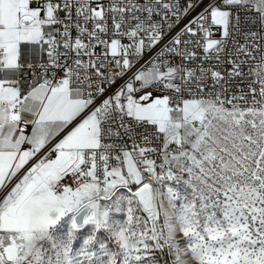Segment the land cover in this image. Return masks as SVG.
Here are the masks:
<instances>
[{
    "label": "snow or ice",
    "instance_id": "snow-or-ice-1",
    "mask_svg": "<svg viewBox=\"0 0 264 264\" xmlns=\"http://www.w3.org/2000/svg\"><path fill=\"white\" fill-rule=\"evenodd\" d=\"M236 6L254 7L264 28V0H221L220 6L210 4L155 58L157 63L134 74L57 143L54 160L45 157L23 175L0 202V264H103L109 251L93 252L85 247L78 258L70 255L74 239L71 229L77 227L74 218L65 242L55 240L49 230L74 209L79 214L83 201L96 208L97 201L112 200L117 186L130 184L140 186L133 196L147 216L140 238L124 251L129 257L134 252L135 260L145 264L142 254H138V244L158 250L168 245L172 250L169 240L179 220L189 229L183 233L187 248L193 254L205 255V264H264V44L257 43L264 41V36L249 31L243 34V44L233 41L235 51L227 54L230 58L226 61L231 71L222 73L211 64L203 66L212 60L216 65L225 62L229 39L241 30V16L232 11ZM61 11L64 19L58 16ZM161 13L164 19L169 14L178 16V5L172 0H110L107 5L97 0L95 6L93 0H0V190L54 135L93 104L95 97L105 91L102 83L111 84L132 66L129 57L138 58L159 42L161 25L151 21L154 14ZM209 17L211 25H207ZM54 25L62 28H53ZM212 26L222 30L220 39L212 38ZM198 32L201 39H182L185 35L196 37ZM123 39L128 43H122ZM189 44L202 48L204 53L196 67L187 66L198 59V54L187 47ZM167 53L180 57L181 64L170 66L161 59ZM254 54H259V64L254 73L250 69V75L255 77L248 85L251 106L241 107L236 101L246 104L245 96L233 94L229 98L224 83L242 77L243 66L248 63L242 57L256 59ZM113 62L119 72L106 73ZM25 65L33 70L31 83L5 78L6 71L19 76ZM58 71L63 74L59 80ZM208 81L214 87L206 96H185L204 93ZM23 84H28L27 89ZM140 92L143 94L136 98ZM26 113H31L30 121L23 119ZM114 115L129 139L133 132L129 124L123 123L126 117L138 126H156L157 133L164 134L159 164L146 156V152L156 149L140 147L133 140V151L122 148V157L114 156L116 166H110L105 153L118 146L102 143V137L120 136L110 125ZM29 123L33 125L32 133L25 135L20 125ZM105 124L109 126L104 128ZM142 139L150 143L149 136ZM173 142L181 146L178 155L168 151ZM24 144L31 148L22 150ZM187 144H191V152L183 150ZM100 149L105 151L98 152ZM221 152L227 155V161ZM133 153L148 174V182H144L146 177L138 169ZM121 163L126 166V174L121 171ZM101 165L102 181L97 175ZM157 168L161 174H157ZM69 173L90 179L75 190L63 187L58 191L59 182ZM184 173L188 175L185 183L193 189V201L183 204L174 217L164 214L165 236L156 229V202L161 192L154 189L153 182L162 184ZM221 193L223 200L219 199ZM168 194L170 202L177 199L171 188ZM197 196L199 210L194 202ZM214 208L220 211V218L211 210ZM127 212L130 230L135 209L129 207ZM84 222L89 223V218ZM135 223L139 227L141 217H136ZM96 227L99 230V221ZM136 235L132 231V236ZM45 242H50L49 248L44 247ZM100 247L106 249L103 244ZM53 251L54 257L50 255Z\"/></svg>",
    "mask_w": 264,
    "mask_h": 264
},
{
    "label": "built area",
    "instance_id": "built-area-1",
    "mask_svg": "<svg viewBox=\"0 0 264 264\" xmlns=\"http://www.w3.org/2000/svg\"><path fill=\"white\" fill-rule=\"evenodd\" d=\"M97 0H93V6H95V3ZM100 3L107 5L109 4L110 0H99ZM139 3H143L144 0H138ZM173 3L178 5L179 8V15L178 16H172L169 14L167 19L163 18V13L160 15H153L151 22H156L161 25V39L159 42L150 49H145L143 54L136 58V57H129L133 63L132 66L125 71V73L122 76H117L114 81L111 84L102 83L100 86L105 89V91L96 96L93 104L89 105L87 110L85 111V114L82 116L81 119L86 118L91 111H93L96 107H99L104 99L109 98L113 94H115L124 84L126 81L130 80L134 74H136L138 71L141 70H147L152 67L154 63H157L158 61L155 59L161 52H163L166 48V46H170V42L173 40L174 37L177 36L178 33L181 32L182 29L185 28L186 25H189L193 20H196L202 13L205 12V9L212 3H216L217 6H220L221 0H172ZM191 4V7L189 5ZM32 7H35L36 4L33 3L31 5ZM185 9L187 11L185 12ZM233 13H239L241 16V30L239 33H233L232 37L229 39L228 45L225 49V62L221 65H216V61L212 60L207 63H204V67H208L209 64L215 66L217 70H220L222 73L231 71V65L228 64L226 61L230 57L227 55L230 52H234L235 49L233 47V41L238 42L239 44H243L245 42L244 40V33L245 32H257L260 35L264 36V28L261 27L260 20H259V13L256 12L254 7H246V8H240L239 6H236L232 9ZM58 16L60 19H64L65 13L59 12ZM73 18L75 19V14L73 13ZM109 25H111V18L109 14ZM207 25H211L210 17L207 21ZM53 28L60 27L61 25H54ZM193 29H196V25H192ZM89 28H91V24H89ZM45 30H47V26L45 27ZM213 30V37L215 39L221 38V29L217 28L216 26H212ZM72 36H76V31L73 29ZM107 38V37H105ZM202 34L197 33L196 37H191L190 35H185L182 37V39H201ZM122 43L127 44L128 40L123 39ZM257 43L264 44V41H257ZM182 48L183 45H180ZM190 50L195 51L198 54V59L195 62H190L187 64L188 67H196L197 65L201 64V61L203 60L204 53L202 48H197L194 44H189L187 46ZM99 51V49H97ZM257 58L256 59H250L247 57H242V59L248 60V63H246L243 66V72L244 75L240 78H234L227 83H224V89L226 91L227 96L230 98L233 94L239 96L243 94L246 98L247 103L237 100L236 103L240 105L241 107L251 106V98L252 93L249 91L248 85L253 82L255 79L254 75H250V69L251 72H255L257 70V65L259 64L258 55L254 54ZM87 59V57H85ZM111 59V57H109ZM161 59L166 60L170 66H176L181 64V58L178 56H174L170 53L165 54V56L161 57ZM105 72H119V69L116 67L115 63H110L108 67L105 69ZM32 74L33 70L28 69L25 65L19 73V76H15L13 73L5 72L4 76L8 79H19L21 81H28V83L32 82ZM63 78V74L61 72H57L56 79L59 80ZM137 82V86H138ZM23 88L27 89L28 84H23ZM213 84L211 81H208V88L205 89L204 93H193L191 96H189L187 93L185 96L187 98H195L197 96H206L207 92L212 90ZM144 91H152V89H146ZM216 91H220L219 86H216ZM143 92L136 93L135 96L138 98L140 95H142ZM154 95H163V93L154 92ZM228 107H231V105H228ZM118 115V114H117ZM123 123L129 124L132 128L133 132V138L129 139L127 135L124 134V130L119 127L120 122L117 119V116L114 115L113 121L110 122L111 127L114 131H119L120 136H112V137H102V143L104 144H115L118 147H115L113 149L107 150L105 154L109 156V164L110 166H116V160L113 158L116 155H120L122 157L121 149L124 150L133 151L134 145L133 140H135L136 144L140 147L145 148H154L156 149L155 152H146V156L150 159H154L157 161V164H159L162 160L161 153L164 151L163 144H164V134L157 133L156 126L153 125H136L134 121H132L129 118H125ZM109 124L103 125L104 128H107ZM199 126V125H197ZM20 127L24 129L25 135H29L33 125L31 123L29 124H21ZM149 136L150 143L143 142V136ZM57 144V140L53 142L47 149L46 153H39L33 156L32 160L20 171L17 173V175L12 178L11 182L7 185L5 188V191L0 195V202H2L3 198L7 195L8 192L11 191V189L15 186L17 182L23 177L24 174L30 170L31 167L35 166L37 163L40 162L41 159H44L45 157L51 156L55 151L53 149L55 148V145ZM31 146L24 144V150L30 149ZM180 146H170L168 148V151L176 155L178 154V150L180 149ZM98 152L105 151L104 149L97 150ZM134 161L137 162V167L139 170H141L142 175L146 177L144 182H148L147 176L148 174L143 171V165L139 164V157L136 153H133ZM99 162V157H97ZM123 164L121 163L120 167H122ZM87 166H82V168H86ZM157 174H161V170L157 168ZM98 177L101 178L102 181V165L101 169L97 172ZM85 179L90 178H80L78 174L73 175L69 173L67 176L63 177L62 180L59 182V189L58 191H61L63 187H71L73 190L80 184L83 183ZM154 185H158L159 183L153 182Z\"/></svg>",
    "mask_w": 264,
    "mask_h": 264
},
{
    "label": "rangeland",
    "instance_id": "rangeland-1",
    "mask_svg": "<svg viewBox=\"0 0 264 264\" xmlns=\"http://www.w3.org/2000/svg\"><path fill=\"white\" fill-rule=\"evenodd\" d=\"M249 131H251V129H249ZM217 135H221V134L217 133ZM209 145L212 146L211 142H209ZM170 146H180V145H176L173 142L172 144L169 145V147ZM183 150L191 152L192 151L191 144L184 145ZM221 155H224L225 161L228 160V157L225 153L221 152ZM197 158L198 159L200 158L199 155H197ZM215 163L218 164L219 161H216ZM121 171L122 173L126 174L127 171L126 166L123 165L121 167ZM187 179H188V175L187 173H184V174H178V179L165 180L162 184L159 183L157 186L153 184L154 189L159 188L161 192V195L156 202V211H157L156 229L158 232H162L165 236L167 235V229L164 227V219H165L164 214L167 213V216L169 218L174 217L177 214L179 208L183 204L189 201H193V189L191 186L185 183ZM209 183H211V179L209 180ZM139 187L140 186H137L135 184H130L127 187L117 186V188L114 190L112 200L101 199L98 201L103 206L112 205V211H110L109 216L114 226L123 225L125 222L124 226L129 227L127 225V220H126L128 215L127 209L129 207L135 209L133 223L130 226V230H129V236L134 241L138 240L140 238L141 233L144 231V227H145L144 219H146L147 216V214L143 212L142 207L138 205L137 199L134 198L133 196V193L137 191ZM5 188L0 190V195L5 191ZM169 188H171L177 196V199L173 202H170L169 200V194H168ZM212 199H216V197H212ZM219 199L220 200L224 199L223 193L220 194ZM129 200L132 201L131 205L129 204ZM194 202L196 205V210H199L200 201L198 196L195 198ZM211 210L216 212L218 218L221 217V213L218 209L214 208ZM75 216H76L75 213H69L65 217L61 218L58 224L54 226V228L49 230L50 235H52L53 238L57 241L65 242L67 240L68 233L71 229V223L73 221V218L75 219ZM136 217H141V223L139 227H137L135 223ZM94 227H95L94 225L85 222H83V224L78 227V229L75 231V235H73L74 239L72 240V245H71L72 248V251L70 253L71 256L78 258V253L81 251V249H84L85 240L89 235L93 233ZM148 227L149 229L151 228L150 221L148 222ZM132 231H135L137 235L132 236ZM95 233H96L95 243L93 244L92 248L89 250L93 252H101L105 250L106 251L118 250L115 248L114 242L110 240V238L108 237V235L105 233L104 230L96 229ZM148 235H151L150 231ZM146 242L149 243V245L154 244V242L150 240H146ZM163 243L164 242L161 241V244ZM187 243L188 241L185 240L184 238H179L178 244L180 246H186ZM102 244L106 246V249H101L100 246ZM44 247L49 248L50 242H45ZM137 247L141 249V252L138 254H142L143 261L145 262V264H147L148 261H154V264H172V260H173L172 250H170L168 245H164L162 250L155 249L154 247H151L150 249H144L142 244H138ZM50 255L54 257V251L50 253ZM85 264H87L86 261ZM117 264H134V262L132 261L131 257H129L123 250H119Z\"/></svg>",
    "mask_w": 264,
    "mask_h": 264
},
{
    "label": "clouds",
    "instance_id": "clouds-1",
    "mask_svg": "<svg viewBox=\"0 0 264 264\" xmlns=\"http://www.w3.org/2000/svg\"><path fill=\"white\" fill-rule=\"evenodd\" d=\"M82 203L84 206L79 208V213L82 210L87 209L88 214L85 218H89V223L95 226L93 233L86 238L84 248L87 247L88 249H91L93 244L95 243V230L97 229V221H99V230H104L110 240L114 242L115 248L118 249L109 251L105 255L103 264H117L119 250L128 251L135 243V241L129 236L128 227L124 226L125 222L123 225H113V222L111 221L109 216L110 211H112L111 206H103L97 201L98 206L96 208H90L87 206V200L83 201ZM105 211L108 212L107 216H104ZM71 213L77 214L75 209ZM78 227L79 226L77 225L75 229H71L73 235H75V231L78 229ZM174 229L175 230L172 238L169 240V244L173 245L172 264H205L207 260V257L205 255L199 253L193 254L192 251L186 246H180L178 244L179 238H183V233L189 230L187 226L183 225L178 220L174 225ZM131 259L134 264H140L139 261L135 260L134 252L131 254Z\"/></svg>",
    "mask_w": 264,
    "mask_h": 264
},
{
    "label": "crops",
    "instance_id": "crops-1",
    "mask_svg": "<svg viewBox=\"0 0 264 264\" xmlns=\"http://www.w3.org/2000/svg\"><path fill=\"white\" fill-rule=\"evenodd\" d=\"M29 103H31V102H29ZM87 110V108L79 115V116H77L70 124H68V126L67 127H65L62 131H60V132H58L56 135H54L53 136V138L44 146V148H42L41 149V151L39 152V153H43V154H45L46 153V149L53 143V142H55L56 140H57V143H59L65 136H67L72 130H74L80 123H82L83 122V120L81 119L82 118V116L85 114V111ZM23 119H26V120H31L32 119V115H31V113H26V114H24V116H23ZM33 128V127H32ZM31 133H32V130H31V132H30V134L29 135H31ZM16 135H19V130H17V133H16ZM31 146V145H30ZM21 149L22 150H24V145H21ZM39 153H37V154H39ZM56 155H57V153L55 152V153H53L51 156H49V157H47V159H49V160H54L55 158H56ZM33 158V157H32ZM32 158L28 161V163L32 160ZM27 163V164H28ZM26 164V165H27ZM25 165V166H26ZM24 166V167H25ZM23 169V168H22ZM21 169V170H22ZM20 170V171H21ZM19 171V172H20ZM14 178V177H13Z\"/></svg>",
    "mask_w": 264,
    "mask_h": 264
},
{
    "label": "water",
    "instance_id": "water-1",
    "mask_svg": "<svg viewBox=\"0 0 264 264\" xmlns=\"http://www.w3.org/2000/svg\"><path fill=\"white\" fill-rule=\"evenodd\" d=\"M88 211L87 209H84L82 210L79 215L76 214L75 216V223L78 225V226H81L84 222V218L85 216L87 215Z\"/></svg>",
    "mask_w": 264,
    "mask_h": 264
}]
</instances>
